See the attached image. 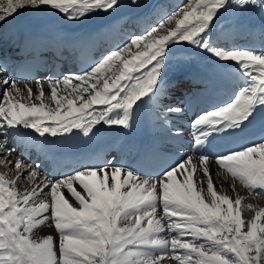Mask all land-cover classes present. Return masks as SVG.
Segmentation results:
<instances>
[{"label": "snow or ice", "instance_id": "6c2138e0", "mask_svg": "<svg viewBox=\"0 0 264 264\" xmlns=\"http://www.w3.org/2000/svg\"><path fill=\"white\" fill-rule=\"evenodd\" d=\"M119 6L120 0H0V23L24 9L81 21ZM233 8L264 16V0H187L83 71L46 82L0 79V168L6 169L0 171V264H264V206L249 200L264 199V139L216 156L200 151L210 137L242 131L264 112V49L210 42L215 22ZM185 43L234 66L243 79L227 103L192 121L198 154L154 177L105 159L52 179L9 145L28 130L41 138L39 147L77 134L88 138L98 125L130 129L136 111L163 92L172 47ZM213 162L223 178L219 186ZM21 181L29 186L18 189ZM42 225L54 227L58 241L37 236Z\"/></svg>", "mask_w": 264, "mask_h": 264}, {"label": "bare ground", "instance_id": "6f19581e", "mask_svg": "<svg viewBox=\"0 0 264 264\" xmlns=\"http://www.w3.org/2000/svg\"><path fill=\"white\" fill-rule=\"evenodd\" d=\"M152 1L159 3L156 11L154 12L157 15L154 18V21L147 27H140V25L132 19H124L125 22H122L118 18L121 15H137L138 13H144L148 11L149 8H151L152 6L149 7L147 3ZM126 2L131 3V0H126ZM181 2L182 0H138V4H132L130 5V7L127 5H124L123 8L119 7L118 10H123V12H119L116 10L111 14L94 13L91 16L85 17L81 21H67L61 14L55 11H34L32 9H24V13H22V11H19L14 15V18H8L7 21L0 23V26H2V28H0V63L3 61L4 57L6 60L8 59V61H12L15 58L14 53L17 50V45L15 42L16 35L20 31L21 33H28V31H30L32 28L45 25L48 28L49 33L53 36L71 38L81 32H84L85 29L92 28L99 23L102 24L103 22L111 18L115 19L113 29L118 32V34L123 40L128 41L131 36H138L143 34L145 32L144 30L148 29L152 25L157 24L163 17L174 12ZM124 8L128 9L124 10ZM228 24H233V28L229 30H223V27ZM215 28L216 33L214 34L211 31L209 34L210 42L213 47L251 48L256 51L264 49V16L261 15L258 9L240 10L238 8H233L228 13H225L224 21H220L215 24ZM108 51L110 50L106 49L105 46H101L98 50L99 54H101V57ZM224 67L226 66H224L223 63L219 62L214 56H212L208 52L202 51L200 49L195 48L194 46L187 44H185V47L179 52H173V54L168 55L167 63L164 68V74L161 78V88L163 89V92L161 93V97H158V100L160 102V105L164 108L165 112L169 115L171 120L170 124L172 125V127L177 128V130L173 131V133L176 134L177 131H179V135H188L190 138L189 140L192 141V145V121L196 118L198 114L205 111H201V106H199L196 109L194 118L188 119L186 115L187 109L190 107L191 102L198 91H201V101L205 93H207L210 88L206 80H201L198 78L193 79L191 77L195 73V71L193 70H200L202 73L212 75L215 70H222ZM226 68L228 71V76L225 77L228 89L227 97L231 99L233 93L242 85L243 79L239 78V74L235 71L234 66ZM68 72L74 71L71 69H67L65 74ZM180 76L186 79L184 92L179 90L184 89L182 85L176 87L175 90L166 88V86L169 84L168 81L174 80L175 78ZM3 78L10 77H4L0 72V79ZM211 79V82L215 80V78L213 77H211ZM37 80L43 81V79L40 78H38ZM0 94H2V88H0ZM213 97L215 98L204 100L203 103L209 104L212 101L218 102L224 100V96L221 94H213ZM213 105L214 103L212 104V106ZM169 106L178 107L181 109V111L179 113H168L166 109ZM175 117L183 120L185 122L184 125L175 122ZM97 127L100 130H113V128H116H106L103 125H98ZM168 127L169 124L166 125L165 122L162 124V129H169ZM28 132L31 133V130H28ZM32 135L35 136L34 133H32ZM172 136H174V134ZM210 141H212V139L209 138V143ZM209 143L205 145L202 149L207 148L209 146ZM9 145L11 147L18 148L16 149L17 154H23L24 159L25 155L29 153L31 157L29 158V160H25L29 164H39L41 166V172L46 175V172L44 171L45 164L40 163L41 157H38L36 160H34L38 151L32 145L28 137H26L25 135L12 136L9 138ZM23 149H25V152H22ZM183 153V158L194 155L189 153L188 150H185ZM222 153H218L217 155H220ZM210 170L213 175L214 183L219 186V183L222 182L223 178L217 177L218 168L214 162L211 165ZM0 171H6V169L0 168ZM28 186L29 185L27 181H21L20 183H18L17 188L23 190L25 187ZM76 187L78 190H81L79 189L78 185H76ZM224 187L230 191L229 182H224ZM238 190L241 195H247L246 190L242 187L238 186ZM249 200L250 202L258 203L260 206H264L263 199L252 200L251 198H249ZM42 230L43 228H41L39 231L38 229L37 231L35 230L36 235L39 236Z\"/></svg>", "mask_w": 264, "mask_h": 264}, {"label": "rangeland", "instance_id": "374dc122", "mask_svg": "<svg viewBox=\"0 0 264 264\" xmlns=\"http://www.w3.org/2000/svg\"><path fill=\"white\" fill-rule=\"evenodd\" d=\"M187 2V0H184L179 6H181V5H183V4H185ZM150 4H152V2H150ZM178 6V7H179ZM177 7V8H178ZM125 9H128V8H124V10ZM26 10H30V9H26ZM19 11H22V13H24V10H19ZM18 11V12H19ZM176 11V10H175ZM173 13V12H172ZM224 21V15L223 16H221L216 22H218V21ZM210 34V33H209ZM213 35V34H212ZM186 44V43H185ZM185 44H180V45H175V46H173L172 47V49H171V51L172 50H174V49H176V48H181V47H184V45ZM170 51V52H171ZM180 91H183V89H179ZM264 200V199H263ZM49 226H47V225H42V226H40L39 228H38V231L41 229V228H43V230L40 232V235H39V237H45V236H47V235H52L53 237H54V239H56L57 241H58V239H59V237H58V234L56 233V231H55V229H54V227H52V228H48ZM47 229V230H46ZM36 231H37V229H36ZM35 231V232H36ZM50 232V233H49Z\"/></svg>", "mask_w": 264, "mask_h": 264}]
</instances>
